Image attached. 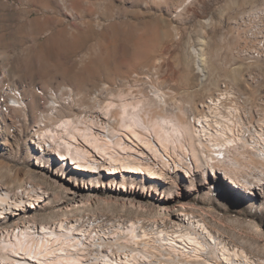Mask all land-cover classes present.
Masks as SVG:
<instances>
[{"label": "rangeland", "instance_id": "374dc122", "mask_svg": "<svg viewBox=\"0 0 264 264\" xmlns=\"http://www.w3.org/2000/svg\"><path fill=\"white\" fill-rule=\"evenodd\" d=\"M262 6L264 0H0V189L25 204L43 197L21 217L1 213L0 228L26 220L88 226L90 234L113 237L101 244L104 254L134 253L137 264H218L226 256L232 264H264V161L255 157L264 139V60L244 62L238 54L239 22ZM224 82L244 98V126L256 128L230 151L249 168L240 176L252 182L254 196L227 190L206 166L152 184L100 175L119 159L115 149L103 151L113 134L135 131L156 141L129 122L136 110L148 126L158 117L186 125L183 134L165 133L166 153L177 149L194 160L199 150L213 164L188 119ZM39 132L47 140L43 151L35 143ZM218 135L214 119L205 140ZM63 173L80 186L77 198ZM185 232L201 243L197 252L168 245ZM137 251H146L149 263Z\"/></svg>", "mask_w": 264, "mask_h": 264}, {"label": "bare ground", "instance_id": "6f19581e", "mask_svg": "<svg viewBox=\"0 0 264 264\" xmlns=\"http://www.w3.org/2000/svg\"><path fill=\"white\" fill-rule=\"evenodd\" d=\"M263 16H264V6L260 8L259 7L255 8L254 10L251 11L249 10V12H247L245 14V17L243 16L244 18L242 17V19L263 17ZM104 49H106V47H102V50ZM257 60H258V56H250V62ZM197 63L199 70H201L199 60ZM154 94L157 97L164 95L161 91H159L156 88L154 89ZM12 107L18 109L19 102H17V100H14V105H12ZM126 108H127V104H122L120 106V111L123 110L124 113ZM141 112L143 111L141 110ZM139 114L140 112L137 110L136 112H132L128 116L129 122L133 125L134 124L140 125V127H142V129L147 133V136L150 135L148 138L150 139L154 137L156 138V141L154 139V144L152 145L147 138L141 137V135H139L135 131H132V136L131 137L128 136V138L123 137L121 135L113 134L110 138L104 141L103 151L111 153V150L115 149V154L118 156L119 159L113 162L111 159V163H110L111 169L109 168V171L107 169H101L99 172L101 176L105 175L106 178H110V176H114L117 174H130V175L138 176L141 179L145 180L146 182L149 183L151 182L150 184H152V182L158 183L159 181L163 180V175L166 173L172 174L176 172H183L184 175L186 174L185 176L188 177L190 176L191 170L195 168L197 169L198 167L202 168V166H206L210 168L209 174L211 175V177H213L218 183L220 182L223 183L225 188L227 187V190L228 189L230 190V188L232 190H234L235 188L238 190L239 188L240 190L241 189L244 190L243 194H245L246 196L248 197L254 196L252 189L250 190L247 187L252 185V182L250 183L245 177L240 176L241 172L244 171L248 172L249 168L246 167V165H244L238 158L230 154L231 151L230 148L234 146L232 141L229 140L225 141L222 149H219L218 152L221 153L222 155L221 157H218V155L217 157L212 156V159H214L212 160L214 161L213 164H209L207 160L204 161V159H202L201 153L199 152V150H197L196 151L197 157H195V159L193 160L194 164L192 166L183 167V165H172L170 160L174 158L175 152L171 154L166 153V150L163 146L164 144L163 141L165 138L164 135L165 133L167 134L171 128L183 134L182 131L186 130L185 127L186 125L184 126L183 124H180L178 121L175 120L167 121V119L164 117H158L157 119L154 120L151 126H148V124L144 123L141 120ZM125 118L123 117V121H125L124 120ZM70 123L71 120H65L63 121L61 126L67 128L70 126ZM154 129H158L159 133H155V131H153ZM35 138H36L35 143L37 144L39 151H43L44 146L47 144L45 135L39 132ZM255 157L264 161V156L261 157L259 151H256ZM149 159H152L153 163H149L147 161ZM154 162H159L161 166H159ZM193 171L199 173V170H193ZM86 172H88L91 175L94 173L93 171L90 170H86ZM203 175L205 176V172L203 173ZM59 178L65 181L67 180V176L64 173L61 174ZM67 182H69L70 184L68 187L72 191V194L74 195V197L77 198L79 196L80 186L74 184L70 180H67ZM205 184L207 185L208 182H206ZM108 187L120 191V188L112 187V186H108ZM127 189L129 192L131 191L135 192L136 190L137 192H140V189H137L135 187H131ZM151 190H153V188H151ZM142 192L143 191H141V193ZM39 194L41 193L39 192ZM42 198L43 197L41 195H34V197H30V202L29 203L27 202L25 204L22 201L16 202L14 200L13 201L10 200L8 193L2 192V189H0V216H2L1 213H4V214H9L13 217H21L22 213L23 214L26 213L24 207L35 208L36 206L39 205V203L43 202ZM158 213L162 214V209L158 210ZM76 226H79V224L77 225L75 223H70V224L66 223V224H58V225L56 224V226L53 225L47 227L44 226L38 227L33 224V221L28 222V220L22 223H15V225H13L12 226L13 228L11 227V229H8L4 226L3 228H0V264H81L80 260H84L82 255H85V253L79 255L78 247L80 246L79 244H81V238L83 233L81 230L77 229ZM105 228L107 227L105 226ZM32 229H35V231L37 232L34 235V237L32 235H29V230ZM133 229H134V225L132 224L131 230ZM158 234H160V232ZM208 236L210 237L209 239H211L209 241L215 243L213 238L209 234ZM176 237H172V238L170 237L171 240L168 243V245H170V247L173 249L179 248V249H183L184 251L193 250L197 252L198 249H196V247L201 246L200 245L201 243L198 242L196 237H193L191 233L185 232ZM31 239L37 240L35 241L36 243L35 245L33 244L31 245L30 242ZM168 241H166V243ZM117 245L119 246V244ZM73 249H75V251H73ZM143 252H145L146 254V251ZM102 258H105V255H102ZM139 258L141 259L140 260L141 262L149 263L148 257L143 256L142 258L141 257ZM94 259L95 257H92L90 260H88L87 261L88 264L89 263L92 264V261L96 263L97 260ZM222 260L223 261L219 259L218 264H232L228 256L223 257ZM106 262L108 264H114V262H112L110 259H106ZM120 263L130 264V261L126 260L125 262L123 261L119 262V264Z\"/></svg>", "mask_w": 264, "mask_h": 264}, {"label": "built area", "instance_id": "2783aa9c", "mask_svg": "<svg viewBox=\"0 0 264 264\" xmlns=\"http://www.w3.org/2000/svg\"><path fill=\"white\" fill-rule=\"evenodd\" d=\"M241 45L238 50L239 57L244 62H250V56H258V60H264V16L241 19L239 22ZM244 98L236 94V90L233 86L227 83H221L218 92L214 97H210L199 105V113L191 115L188 119L190 126L193 129L194 136L199 138L201 144L205 145V149H208L213 157H221L219 149H222L225 141H232L234 146H237L239 140H244L247 137H251L256 128L245 127L244 120L241 116L240 105L243 104ZM216 120L219 135L215 141L208 143L205 140V133L209 129V125L212 120ZM257 146V145H254ZM259 151L260 156H264V139L261 146L255 148ZM174 158L171 159L172 165H183V167L192 166L193 160L191 155L187 152H181L175 149ZM254 153V151L252 152ZM97 223V222H93ZM69 226V225H67ZM77 229L82 231L81 244L78 247L79 255H82L84 260H80L81 264H88V260L95 257L96 263L92 261V264H108L106 259H110L114 264L119 262L130 261V264H137L132 260L134 253L119 251V254H104L102 252L101 244L103 242H110L113 237L109 236L108 232H91L86 230V227H78ZM37 232L35 229L29 230V235H34ZM31 238V237H30ZM31 245H35V241L30 240ZM101 247V248H100ZM122 253V254H121ZM138 256H146L145 253L137 251ZM105 255V258H102ZM101 257V258H100ZM90 264V263H89ZM123 264V263H120Z\"/></svg>", "mask_w": 264, "mask_h": 264}, {"label": "snow or ice", "instance_id": "6c2138e0", "mask_svg": "<svg viewBox=\"0 0 264 264\" xmlns=\"http://www.w3.org/2000/svg\"><path fill=\"white\" fill-rule=\"evenodd\" d=\"M0 147H2V145H0ZM73 251H75V249H73Z\"/></svg>", "mask_w": 264, "mask_h": 264}]
</instances>
